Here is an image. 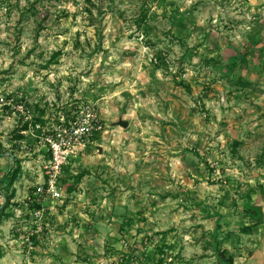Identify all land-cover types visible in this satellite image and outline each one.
<instances>
[{"label":"rangeland","instance_id":"obj_1","mask_svg":"<svg viewBox=\"0 0 264 264\" xmlns=\"http://www.w3.org/2000/svg\"><path fill=\"white\" fill-rule=\"evenodd\" d=\"M261 3L0 0V210L14 190L33 196L44 165L27 118L58 125L91 103L105 132L64 172L71 217L47 218L59 243L77 247L58 264H222L218 249L234 264H264ZM143 163L153 187L119 176ZM84 170L92 176L69 191ZM111 192L122 202H103ZM22 216L0 221V264H42L26 252Z\"/></svg>","mask_w":264,"mask_h":264},{"label":"built area","instance_id":"obj_2","mask_svg":"<svg viewBox=\"0 0 264 264\" xmlns=\"http://www.w3.org/2000/svg\"><path fill=\"white\" fill-rule=\"evenodd\" d=\"M19 108L24 110L23 107ZM102 120L95 105L91 103L78 108L72 119L63 116L58 125L34 124L33 116L27 118L30 123L29 131L40 138L48 155L42 158L44 165L38 175L34 196H29L24 201L26 213L30 215V221H25L22 238L28 254L35 249V237L47 228V216L56 210L59 202H64L66 187L62 183V177L66 167L88 151L97 133L105 132ZM34 202L39 203L40 207L32 208ZM23 212L21 210L19 216Z\"/></svg>","mask_w":264,"mask_h":264},{"label":"crops","instance_id":"obj_3","mask_svg":"<svg viewBox=\"0 0 264 264\" xmlns=\"http://www.w3.org/2000/svg\"><path fill=\"white\" fill-rule=\"evenodd\" d=\"M261 1H262V3L260 5L264 6V0H261ZM254 2L259 4V0H251V3H254ZM95 104H97V103H95ZM126 122H128V121H126ZM128 123H129V126L131 128L132 127V125H130L131 123L130 122H128ZM119 135L123 136L125 134H123V133L120 134L119 133ZM100 138H101V136H99L98 138H94L93 144L96 143V142H100L101 141ZM92 148H93V145H91V147L89 149L92 150ZM89 149H88V151H89ZM99 150H100V155L101 156H105L106 155L105 154V150H102L100 148H99ZM143 150L145 151V154L149 153L151 156L153 155V149L149 148V150H148V149L144 148ZM88 151L86 153L82 154L81 156H79L78 158H76L72 162L71 165L66 167V170H71L72 167H74V165H78L79 163L83 162L85 157L92 156V154L88 155ZM44 155H46V153L43 154V156ZM46 156H48V155H46ZM99 159H103V158H99ZM142 162H144V161H142ZM108 163H110V162L108 161ZM73 173L77 174L79 172H73ZM86 175L92 176V175H90V172L87 173ZM119 176H121L124 179L125 178H130V179H133V180L137 181V182H134V183L137 186H139V187H142L143 185H146V186L149 185V186L153 187V165H150V164L148 166L147 165L145 166V164L143 163L141 166H138L136 169H134L130 174L126 170H123V171H121L119 173ZM37 180H38V176H37ZM14 185L16 187H18V185L16 183ZM29 196L31 197V195L28 194L27 196H23L21 198L20 194H18V195L16 194L11 199V204L13 202L14 204H19V206H23V208H24V209H17L16 208L15 210L18 211V212L16 213L15 217H19V213H20L21 210H24V212L26 213L25 207H24V201L27 200L29 198ZM33 196H34V194H33ZM121 198L122 197L120 195L119 196H115L111 192L110 196H106V197L103 198V202H105V203L106 202H115V200H117L116 202H122V200L120 201ZM5 202H4V204L2 206L5 205ZM59 206H61L62 213L60 212V208H58ZM69 207L71 208L70 204H66L65 201L63 203L59 202V204L56 207V210L53 213L49 214L48 216H50L51 218L55 217V216L56 217L58 216L59 219H61L62 218L61 214H63L65 217H71L72 214H70ZM48 216H47V218H48ZM21 217H24V216H21ZM29 217H30V215H29ZM14 218L11 217V220L14 219ZM47 223L49 225V222H47ZM48 227L49 226H47L46 230L35 239V240H38V242L40 243L37 247H35L36 251L38 250L39 252H41L40 258L38 259L39 262L42 263V264H47V263L58 264V261L59 262L60 261H70L71 258L73 257L72 252L76 251L77 247L74 244L67 243L65 238H64L63 242L61 241L59 243L58 240L60 238L56 236V234L59 231H57L55 228H50V227L48 228ZM41 245H43V246H41ZM46 245H47V247H46ZM51 251L55 252L56 255H53Z\"/></svg>","mask_w":264,"mask_h":264},{"label":"trees","instance_id":"obj_4","mask_svg":"<svg viewBox=\"0 0 264 264\" xmlns=\"http://www.w3.org/2000/svg\"><path fill=\"white\" fill-rule=\"evenodd\" d=\"M149 19V16L148 15H143L142 16V18L140 19V22H139V25H140V27H142L143 26V24L145 23V22H147V20ZM57 56H58V54H56L55 56H54V59H56L57 58ZM238 83L240 84H242V79H240L239 81H238ZM69 116H67V118H68ZM35 120V119H34ZM37 123H41V124H43V125H46L47 123H46V121H44L43 119H41V118H38V119H36L35 121H34V124H37ZM30 129V123H27L25 126H23V129H22V131H28ZM18 135V139H24L26 136L24 135V134H22V133H19V134H17ZM100 136V134L99 133H97L96 135H95V137L94 138H98ZM238 143H240V142H236V144H238ZM21 173V168H20V166L19 165H17V167L16 168H13V170H11L10 171V174L12 175V178L10 179V185H13V183L15 182V180L18 178V176H19V174ZM87 173H89V172H87L86 170H84V171H82V172H79V173H77V174H75V176H74V181H73V183L71 184V185H69V187H68V189H69V191H74L75 190V188H76V186L82 181V179L84 178V176L87 174ZM63 177H64V175H63ZM62 177V183H63V185H65L64 183H65V181H66V178H63ZM67 189V188H66ZM16 193V191L14 190L12 193H11V195H7V194H5V205L4 206H2L1 207V210H0V221L2 220V218L6 215L7 216V218H9V217H11L13 214H6L5 213V210L9 207V205L11 204V199L16 195L15 194ZM39 208L40 207V204L39 203H37V202H34V203H32V208ZM249 229H251V227L250 226H245L244 228H243V230L244 231H247V230H249ZM213 237L215 238V242H216V244H215V246L217 245V247L220 245V243H221V241H220V239H219V235L217 234V232H214L213 233ZM35 239H36V237H35ZM218 250H220V249H218ZM221 251V250H220ZM222 252V251H221ZM220 261L222 262V264H234V260H233V258L231 257V258H228V256L226 255V253H225V251H223L222 252V256H220ZM160 263H163V261L161 260L160 261Z\"/></svg>","mask_w":264,"mask_h":264},{"label":"water","instance_id":"obj_5","mask_svg":"<svg viewBox=\"0 0 264 264\" xmlns=\"http://www.w3.org/2000/svg\"><path fill=\"white\" fill-rule=\"evenodd\" d=\"M118 124L119 126H124V127L129 126V123L126 121H120ZM218 252H219V256H222V252L220 250ZM263 257H264V245H263Z\"/></svg>","mask_w":264,"mask_h":264}]
</instances>
